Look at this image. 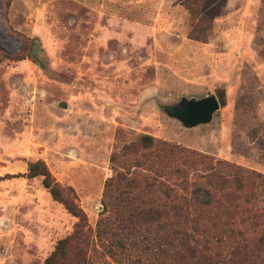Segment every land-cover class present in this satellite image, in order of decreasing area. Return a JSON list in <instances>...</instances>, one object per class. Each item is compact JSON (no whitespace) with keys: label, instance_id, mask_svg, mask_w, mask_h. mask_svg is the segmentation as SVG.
<instances>
[{"label":"rangeland","instance_id":"374dc122","mask_svg":"<svg viewBox=\"0 0 264 264\" xmlns=\"http://www.w3.org/2000/svg\"><path fill=\"white\" fill-rule=\"evenodd\" d=\"M7 1L0 0V264H44L78 220L42 177L18 176L30 161L46 162L93 234L112 154L130 145L117 164L154 160L135 144L141 133L264 174V0H221L208 6L206 21L182 0ZM27 42L35 60L2 57L21 54ZM210 93L221 106L209 123L187 127L168 112ZM95 247L91 264H119Z\"/></svg>","mask_w":264,"mask_h":264},{"label":"trees","instance_id":"16d2710c","mask_svg":"<svg viewBox=\"0 0 264 264\" xmlns=\"http://www.w3.org/2000/svg\"><path fill=\"white\" fill-rule=\"evenodd\" d=\"M215 1L211 8L213 0H182L204 21L213 18L208 6L215 10L221 0ZM33 50L27 42L21 54L2 57L35 60ZM137 142L154 153V162L143 155L129 166L117 164L130 145L112 154L114 175L106 181L105 212L94 234L84 209L45 161H30L18 174L42 177L53 199L78 218L44 264H91L98 243L119 264H264L263 173L145 133Z\"/></svg>","mask_w":264,"mask_h":264},{"label":"water","instance_id":"95a60500","mask_svg":"<svg viewBox=\"0 0 264 264\" xmlns=\"http://www.w3.org/2000/svg\"><path fill=\"white\" fill-rule=\"evenodd\" d=\"M221 103L215 93L196 99L183 98L168 111L177 117L185 126L194 127L212 121L214 113L220 108Z\"/></svg>","mask_w":264,"mask_h":264},{"label":"flooded vegetation","instance_id":"af4514ba","mask_svg":"<svg viewBox=\"0 0 264 264\" xmlns=\"http://www.w3.org/2000/svg\"><path fill=\"white\" fill-rule=\"evenodd\" d=\"M34 47V46H33ZM35 48V47H34ZM35 51V49L33 50V52ZM36 52V51H35ZM37 54V53H36Z\"/></svg>","mask_w":264,"mask_h":264}]
</instances>
